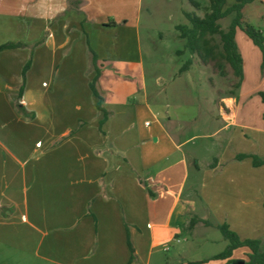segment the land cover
I'll return each instance as SVG.
<instances>
[{
  "label": "crops",
  "instance_id": "0c3cea01",
  "mask_svg": "<svg viewBox=\"0 0 264 264\" xmlns=\"http://www.w3.org/2000/svg\"><path fill=\"white\" fill-rule=\"evenodd\" d=\"M141 3L0 0V46L17 45L0 51V264H244V247L188 255L199 226V246L224 249L223 224L264 252V164L250 158L264 160V112L253 125L222 98L203 158L184 149L181 119L152 106L162 91L98 93L107 72L142 69Z\"/></svg>",
  "mask_w": 264,
  "mask_h": 264
},
{
  "label": "rangeland",
  "instance_id": "374dc122",
  "mask_svg": "<svg viewBox=\"0 0 264 264\" xmlns=\"http://www.w3.org/2000/svg\"><path fill=\"white\" fill-rule=\"evenodd\" d=\"M141 1L139 37L142 69L134 67L129 71L128 77L114 81H111V74L107 72L97 84L98 93L108 99L111 87H117L118 94L124 95L130 89L140 90L143 83L147 91H162L160 102H151L152 106L161 107V112L166 109L178 121L181 119V138L188 140L184 149L191 151L196 147L205 158L208 155L204 150L206 145L217 140L210 135L223 126L218 110L219 105L223 106L222 98L234 97L240 102L241 111L244 110L243 116L249 118L253 125L258 122L254 118L255 113L264 112V103L260 102L259 96V93H264L262 55L242 32L237 31L235 43L242 58V78L235 87L237 80L226 63L221 62V67L217 70L209 64H203L197 56L184 50L185 41L178 37L175 30L176 26L187 24L183 16L185 12L202 17L209 0H195L201 5V10L194 9L188 0ZM234 1L226 0V6ZM242 15L243 23L252 25L264 35V0H255L245 5ZM232 17L230 15L219 22L223 30ZM217 41L218 38L215 37V42ZM187 60H190V65L187 70L181 71ZM224 116L226 115L223 118L227 120ZM202 231L203 227L196 228L194 242L187 245L188 255L198 252L208 257L221 252L223 243L220 241L198 245V234ZM175 250L176 246H169V252L161 255L172 257Z\"/></svg>",
  "mask_w": 264,
  "mask_h": 264
},
{
  "label": "trees",
  "instance_id": "16d2710c",
  "mask_svg": "<svg viewBox=\"0 0 264 264\" xmlns=\"http://www.w3.org/2000/svg\"><path fill=\"white\" fill-rule=\"evenodd\" d=\"M188 1L194 9L201 10V5L195 0ZM253 1L255 0H235L232 4L226 6V0H209L202 17H198L193 13L185 12L183 13V16L186 19L187 24L175 27V30L178 32V37L185 41L183 47L184 50L190 55L197 56L203 64H209L215 70L220 69L221 62L226 63L230 68L233 77L237 80L234 84L235 87L239 85L242 78V58L235 43V35L237 31L242 32L252 45L257 48L262 55V62L264 63V37L262 31L255 29L248 23H243L242 9L245 5ZM230 15H233V17L226 29L223 30L219 22ZM215 37L218 38L217 42H215ZM15 47H17V45H3L0 46V51ZM190 63V60H187L180 70H187ZM94 72V77L89 83V89L92 96L97 100L96 109L103 112L101 98L95 90V81L99 75V71L95 69ZM259 96L261 102L264 103V93H259ZM105 118L106 115L104 119ZM244 157L245 156H241L239 158ZM250 158L252 159V165L254 167L264 164V160L259 159L256 156H250ZM147 192L150 195V191L147 190ZM203 224L206 225L207 223L203 222ZM218 230L222 238L227 242V245L222 252L211 257L209 260L229 259L233 250L244 247L249 250V254L247 255L248 261L244 264H264V252H262L258 240L239 241L235 234L230 232L224 224L219 226ZM127 246L130 254L129 261H132L134 258V251L128 240ZM206 261L207 260L200 262H187L185 264H202ZM227 264H232V261H229Z\"/></svg>",
  "mask_w": 264,
  "mask_h": 264
},
{
  "label": "built area",
  "instance_id": "2783aa9c",
  "mask_svg": "<svg viewBox=\"0 0 264 264\" xmlns=\"http://www.w3.org/2000/svg\"><path fill=\"white\" fill-rule=\"evenodd\" d=\"M148 123H146V125H147ZM176 242H178V240L176 241ZM164 251H168V247H166L165 249H164Z\"/></svg>",
  "mask_w": 264,
  "mask_h": 264
},
{
  "label": "water",
  "instance_id": "95a60500",
  "mask_svg": "<svg viewBox=\"0 0 264 264\" xmlns=\"http://www.w3.org/2000/svg\"><path fill=\"white\" fill-rule=\"evenodd\" d=\"M237 264H243L242 262H238Z\"/></svg>",
  "mask_w": 264,
  "mask_h": 264
}]
</instances>
